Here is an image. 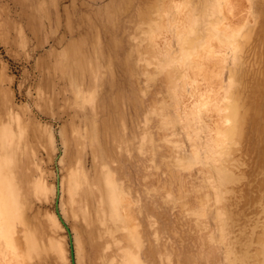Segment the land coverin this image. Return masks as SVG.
Instances as JSON below:
<instances>
[{
  "label": "rangeland",
  "instance_id": "obj_1",
  "mask_svg": "<svg viewBox=\"0 0 264 264\" xmlns=\"http://www.w3.org/2000/svg\"><path fill=\"white\" fill-rule=\"evenodd\" d=\"M56 208L75 264H264V0H0V264H71Z\"/></svg>",
  "mask_w": 264,
  "mask_h": 264
},
{
  "label": "water",
  "instance_id": "obj_2",
  "mask_svg": "<svg viewBox=\"0 0 264 264\" xmlns=\"http://www.w3.org/2000/svg\"><path fill=\"white\" fill-rule=\"evenodd\" d=\"M56 213L58 215V217L60 218V221L64 224L67 232H68V235H69V241H70V254H71V264H75L74 262V253H73V245H72V238H71V233L69 231V228L68 226L63 222L62 218L60 217V213L58 211V208H56Z\"/></svg>",
  "mask_w": 264,
  "mask_h": 264
},
{
  "label": "bare ground",
  "instance_id": "obj_3",
  "mask_svg": "<svg viewBox=\"0 0 264 264\" xmlns=\"http://www.w3.org/2000/svg\"><path fill=\"white\" fill-rule=\"evenodd\" d=\"M190 29H192V28H190ZM194 32H195V31H194ZM196 36H197V35H196ZM186 40H189L190 42H192L194 39L190 37V38H188V39H186ZM186 40H185V41H186ZM232 113H233L232 115H234V110H233V109H232ZM56 217H58V216H56ZM58 220H59V218H58ZM59 221H60V220H59Z\"/></svg>",
  "mask_w": 264,
  "mask_h": 264
}]
</instances>
